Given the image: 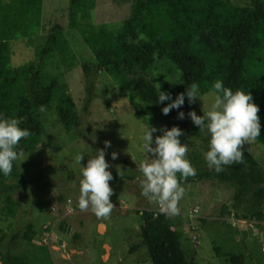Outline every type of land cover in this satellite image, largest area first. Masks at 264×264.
<instances>
[{
  "label": "trees",
  "instance_id": "trees-1",
  "mask_svg": "<svg viewBox=\"0 0 264 264\" xmlns=\"http://www.w3.org/2000/svg\"><path fill=\"white\" fill-rule=\"evenodd\" d=\"M95 5L96 0H71L68 9L71 29L80 33L93 52L92 61L84 64L87 108L96 97V82L92 77L96 76L100 83L105 77H111L135 108L136 117H148L169 129L178 126L184 132L180 137L182 143L193 147L198 142L206 152L209 137L199 132L187 116L192 110L203 115L201 105L197 101L189 104L186 98L181 109L164 115L162 108L171 101L157 103L158 92L160 88L175 99L195 82L207 94L220 79L233 91L251 92L260 108L262 134L258 142L264 146V0H133L126 18L101 25L92 21ZM43 29V0H0V113L18 118L20 126L30 130V137L20 143V149L27 153L38 149L42 136H48L50 142L49 134L53 135L56 130L74 135L76 127L81 126L76 102L67 92V84L59 76L45 73L44 62L59 44L61 27L54 26L48 39L37 44ZM19 41L28 48L35 46V59L13 65L11 49ZM163 62L177 68L180 84L162 75ZM54 106L57 119L52 123L53 132L47 131L49 120L45 112ZM179 111L185 113V119L178 118ZM244 155V163L228 166L222 173L208 169L181 183L213 178L234 184L238 188L237 197L251 196L242 218L255 220L262 227L264 167L245 146ZM126 178L113 175L115 181ZM28 182L22 178L17 161L10 176L0 174V196L28 186ZM57 200L64 203L67 199L60 195ZM3 201L8 203V216L15 215L16 210L9 204L10 197ZM138 213L142 220V240L131 248V253L147 247L152 264H197L194 258L188 257L182 233L172 218L152 210ZM25 221L21 229L10 234L0 233L2 264H54L47 257L49 251L45 247L40 255L32 256L29 250L22 253L21 244L33 243L40 233L31 219ZM227 259L232 264H245L243 255L229 253Z\"/></svg>",
  "mask_w": 264,
  "mask_h": 264
},
{
  "label": "rangeland",
  "instance_id": "rangeland-1",
  "mask_svg": "<svg viewBox=\"0 0 264 264\" xmlns=\"http://www.w3.org/2000/svg\"><path fill=\"white\" fill-rule=\"evenodd\" d=\"M132 3L133 0H96L92 21L95 25L118 23L130 14ZM70 5L71 0H43L45 29L36 43L46 41L53 27L59 24V44L44 62L45 73L59 76L67 84V92L69 90L76 102L81 126L76 127L74 135L56 130L53 135L49 134L50 142L48 136V139L42 136L37 150L23 152L21 159L25 160L19 164L22 178L29 181L28 186L0 196V233L10 234L31 219L40 233L33 243L21 244L22 253L29 250L32 256L40 255L45 247L49 251L47 257L54 264H152L147 247L130 252L142 240L139 210L160 212L157 205L140 194L138 165L147 158L140 145L148 127L158 129L153 133L154 139L167 127L148 117H136L135 108L111 77H105L103 83L96 76L92 77L96 82V97L92 105L86 107L84 64L92 61L93 52L80 33L71 29ZM33 48L36 50L35 46L28 48L22 41L17 42L11 49L12 64L33 61ZM162 75L168 76L170 82L181 83L179 71L169 62L162 63ZM197 102L202 111L210 103L208 99L204 105L199 99ZM45 117L49 120L47 131H53L52 123L57 119L55 106L45 112ZM106 141L111 146L105 149ZM199 144L188 146L187 155L197 174L209 169L203 156L205 150ZM245 147L264 167V146L257 140ZM100 149L106 151L105 159L112 174L120 176L118 170L122 169L127 176L122 181L109 182L113 188L110 200L115 208L108 219H97L91 211L82 212L78 207L82 166ZM112 152L118 153V159H112ZM79 154H84L82 165L75 161ZM183 186L181 213L172 219L182 233L183 247L189 258H194L197 264H232L227 258L233 253L243 255L245 264H264V224L261 227L255 220L242 218L251 201L250 195L237 197V186L213 178L198 179ZM60 195H65L66 202L57 200ZM7 196L12 209L16 210L15 215L8 216V203H2ZM63 222H66L64 228Z\"/></svg>",
  "mask_w": 264,
  "mask_h": 264
},
{
  "label": "clouds",
  "instance_id": "clouds-1",
  "mask_svg": "<svg viewBox=\"0 0 264 264\" xmlns=\"http://www.w3.org/2000/svg\"><path fill=\"white\" fill-rule=\"evenodd\" d=\"M186 98L189 104H194L198 99L203 101V105L206 99L210 101L208 108H203V115H197L194 110L187 113L192 123L198 126L199 132L209 137L208 150L203 153L209 169L219 174L228 166L244 163L245 144L251 145L262 134L258 115L260 108L251 92L241 89L233 91L225 86L223 80L217 79L206 95L195 82L175 99L159 88L157 103L171 101L162 108V113L168 115L173 109H181ZM178 118L185 119V113L179 111ZM20 123L18 118L0 113V174L3 176L12 174L15 162L20 161L21 164L25 160L21 159L24 154L20 143L28 139L31 132L22 128ZM157 131L155 127H148L141 137L140 148L147 158L138 165L141 173L140 194L157 205L161 214L173 218L180 215L179 205L185 196L181 181L195 176L197 170L187 158L188 145L180 140L184 135L181 128H163L162 135L154 139L153 133ZM110 146V142L106 141L105 149ZM105 149L97 150L87 165L82 166L79 180L78 207L82 212L91 211L97 219H108L115 208L110 200L113 188L109 184L113 174L105 159ZM83 156L77 155L76 163L82 165ZM111 157L113 160L118 159V153L112 152ZM124 172L118 170L122 179Z\"/></svg>",
  "mask_w": 264,
  "mask_h": 264
},
{
  "label": "water",
  "instance_id": "water-1",
  "mask_svg": "<svg viewBox=\"0 0 264 264\" xmlns=\"http://www.w3.org/2000/svg\"><path fill=\"white\" fill-rule=\"evenodd\" d=\"M264 238V237H263Z\"/></svg>",
  "mask_w": 264,
  "mask_h": 264
}]
</instances>
